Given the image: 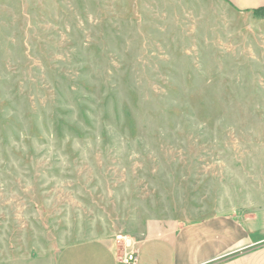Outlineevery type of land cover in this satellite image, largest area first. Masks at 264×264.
I'll return each mask as SVG.
<instances>
[{"label":"rangeland","instance_id":"374dc122","mask_svg":"<svg viewBox=\"0 0 264 264\" xmlns=\"http://www.w3.org/2000/svg\"><path fill=\"white\" fill-rule=\"evenodd\" d=\"M220 215L264 225V12L0 0V264H168L152 240Z\"/></svg>","mask_w":264,"mask_h":264},{"label":"crops","instance_id":"0c3cea01","mask_svg":"<svg viewBox=\"0 0 264 264\" xmlns=\"http://www.w3.org/2000/svg\"><path fill=\"white\" fill-rule=\"evenodd\" d=\"M226 1L241 11L264 6V0ZM258 224L214 216L186 223L172 238L151 243L158 250L167 249L168 264H264V225ZM124 251L99 238L86 239L64 246L54 264H125Z\"/></svg>","mask_w":264,"mask_h":264},{"label":"built area","instance_id":"2783aa9c","mask_svg":"<svg viewBox=\"0 0 264 264\" xmlns=\"http://www.w3.org/2000/svg\"><path fill=\"white\" fill-rule=\"evenodd\" d=\"M127 238V237H123ZM126 248L122 255V262L125 264H139V250L132 244L131 240H126Z\"/></svg>","mask_w":264,"mask_h":264},{"label":"trees","instance_id":"16d2710c","mask_svg":"<svg viewBox=\"0 0 264 264\" xmlns=\"http://www.w3.org/2000/svg\"><path fill=\"white\" fill-rule=\"evenodd\" d=\"M255 14H262L264 12V6L253 10Z\"/></svg>","mask_w":264,"mask_h":264}]
</instances>
